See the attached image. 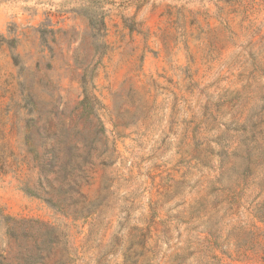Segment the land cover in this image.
I'll return each mask as SVG.
<instances>
[{
  "label": "rangeland",
  "instance_id": "374dc122",
  "mask_svg": "<svg viewBox=\"0 0 264 264\" xmlns=\"http://www.w3.org/2000/svg\"><path fill=\"white\" fill-rule=\"evenodd\" d=\"M0 264H264V0H0Z\"/></svg>",
  "mask_w": 264,
  "mask_h": 264
},
{
  "label": "trees",
  "instance_id": "16d2710c",
  "mask_svg": "<svg viewBox=\"0 0 264 264\" xmlns=\"http://www.w3.org/2000/svg\"><path fill=\"white\" fill-rule=\"evenodd\" d=\"M92 21H94V19H92ZM89 99H90L89 94L85 93L84 99L82 100V104H86L89 101Z\"/></svg>",
  "mask_w": 264,
  "mask_h": 264
}]
</instances>
